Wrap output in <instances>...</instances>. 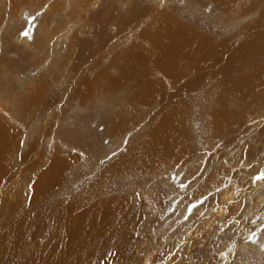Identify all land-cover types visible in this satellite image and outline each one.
Masks as SVG:
<instances>
[{
  "label": "rangeland",
  "instance_id": "obj_1",
  "mask_svg": "<svg viewBox=\"0 0 264 264\" xmlns=\"http://www.w3.org/2000/svg\"><path fill=\"white\" fill-rule=\"evenodd\" d=\"M200 2L0 0V120L10 134H17L12 153L24 155L25 170L27 165L33 171L42 165L36 170L38 176L55 154L72 159L59 188L48 193L56 196L54 205L85 199L88 189L97 185L100 196L86 199L88 204L117 196L128 212L138 215L140 222L133 231L139 264H264V99L261 104L247 92L246 99H254L244 103L248 108L232 96L238 105L230 103L225 109L219 105L212 110V97L204 94L212 82H204L179 98L184 122L180 120L183 134L178 130L175 148L146 163L134 160V148L148 138L162 104L157 99L146 108V115L135 117L136 112L128 109L132 104L135 111L139 109L136 99L129 95L130 85L124 86V80L118 84L122 76L117 72L130 60L132 64L137 60L133 50L138 48V52L147 45L144 35L160 11L166 15L156 29L162 30V22L170 19L182 21L183 27L197 29L215 48L230 41L229 52L237 49L234 42L242 31L264 30V0H248L245 16L237 13L230 19L221 15L232 7L231 2ZM134 5L145 12L135 17ZM102 12L111 17H103ZM121 21L128 22L121 26ZM250 28H254L252 32ZM100 33L105 38L102 43ZM240 40L243 38L238 43ZM121 53L123 58H119ZM247 53L254 55L246 57L255 65L244 73L256 74L257 70L258 78L264 79V72L259 71H264V54L253 48ZM209 69L184 79L193 80ZM165 77L158 74L156 79L170 94L168 88L176 84ZM111 165L117 166L116 173L103 178ZM6 167L11 178L5 181L0 199H6L13 182L8 201L14 202L18 192L29 197L34 182L22 181V169L15 170L13 160ZM4 220V212H0V224Z\"/></svg>",
  "mask_w": 264,
  "mask_h": 264
},
{
  "label": "bare ground",
  "instance_id": "obj_2",
  "mask_svg": "<svg viewBox=\"0 0 264 264\" xmlns=\"http://www.w3.org/2000/svg\"><path fill=\"white\" fill-rule=\"evenodd\" d=\"M221 1L231 2L230 4L232 7L226 8L227 10L223 12V15H221L220 12L218 13L227 19L238 15L237 13L243 15L244 11L250 7L248 0ZM106 7H109V5ZM195 8H197V5ZM100 9L103 8L101 7ZM100 9L98 10L100 11ZM144 9L135 8L134 5L133 12L135 13V17L141 16L142 13L140 14V12L144 13ZM105 13H107V11ZM165 15L166 13L160 11V15L154 19L151 24L152 30L149 28L145 33L144 38L148 40L147 45L140 46L141 50L138 52H136L138 48L135 51L131 48L133 50L132 54L137 53V60H134L135 58L133 59L134 64H132L131 60H128V64L130 65L125 63L126 66L121 67L122 69L120 68L121 70L119 69V72H117L118 74L120 73L119 76H122L119 79L118 84L120 85V82L124 80V86L126 85L128 87L130 85V90L128 91L129 95L136 99L134 102H136V107L139 109L135 111V105L133 106L132 103L128 109L132 112H136L135 117L146 115V108L157 99H159L157 100L159 106L162 104V109H159L156 121L153 123L154 125L151 130L149 129L148 138L141 145L134 148L136 150L135 152H137L134 160L141 162L145 161L144 163L169 152L170 148H175L174 143L176 139L174 138H177V135H180V131L182 133L181 124L183 123H180V120L184 122V114H181L183 109L180 105L181 100L179 99L184 92L185 94H188L186 93L187 91L200 87L204 82H212L211 84L208 83L204 93L207 94L208 97H212V110L219 107V105L224 107V109L228 108L230 103H236V105H238L235 98L230 99L232 96H235L240 101L239 105H245L244 103L246 102L252 103L254 101L252 97L249 100L246 99L247 92L261 100V104H263L262 99H264V79L261 80L258 78V71H255L256 74H254V72L248 74L244 73L251 70L250 68L255 65V61L253 62L248 59L249 57L251 58V56H254L252 54L251 56H248L249 53L247 52H249L250 49H257L259 54H264V30L260 32L255 31L251 34H249V32L247 34L242 33L243 31L241 32L242 34L239 32L240 35L238 34L234 42L237 45V49L235 52H229L230 41L226 40L220 47L218 46L219 44H217L218 48H215L210 41L204 39L202 37L203 34L197 32V29L194 27L195 31H192V29H189L186 26L183 27L184 22L182 24V21L177 23V20H175V22L170 19V22H162L164 26L162 30L156 29L158 28L157 26L160 25L158 21ZM104 16H106V18L108 16L111 17V15L107 16L103 13V17ZM243 16H245V14ZM115 17H117L116 14ZM95 18L96 17L93 19ZM113 18L114 17H112V19ZM104 19L105 18H103V20ZM132 19L135 20L133 16ZM126 22L121 21V26L125 25ZM97 26L98 25H96L95 28H99ZM192 26L194 25L192 24ZM241 30H243V28ZM241 38H243V40H240V43H238ZM90 39L91 37L88 38V40ZM104 39L105 38H103V35L100 33L99 43H102V40ZM93 41L95 42L94 39ZM251 43L252 45H250ZM84 44H86V42H84ZM78 45L80 46V44ZM90 45L94 44L92 43ZM90 45H88V48H91ZM233 46L235 45L232 44L231 48ZM123 55L124 54H122V56L119 55V58H123ZM246 56H248V58ZM191 62L193 63L191 64ZM206 68H210L206 71L207 73H197L198 75L195 76L193 80L189 79L190 82L184 79L187 75H194L193 73L198 70ZM154 69H156L157 72H152ZM256 69H258V67ZM132 71L134 73L131 75ZM259 71L261 73L264 72L263 70ZM138 73L140 75L135 76V74ZM143 73L146 74V77H144V75L142 76ZM158 74L161 76L165 74L166 81L176 84L175 86H170L168 88L170 94H168L169 92L167 93L166 91H163L162 88L164 87L158 80L159 78L156 79ZM261 77L262 76H260V78ZM132 78L136 79L132 82ZM163 101L164 103H162ZM206 103L209 102L207 101ZM261 107L262 106L260 105V108ZM216 118H211L213 124L217 123L218 118ZM2 122L3 121L0 120V193L2 192L5 181L11 178L10 169L8 170L6 165L7 162L12 160L15 170H18L19 166L22 169L21 174L24 178L22 181H30L34 182V184L33 191L29 197L25 194L21 196V193L18 192L17 198H14L15 200L12 202L10 200L11 198H9L10 201H8L7 193L10 192L11 186L14 184L13 182V184L9 186V189H7L5 196L6 199H0V201L3 202H0V212H4L5 216L4 222L0 224L2 225L0 228V264H139V257L136 259L134 255V249L137 246V242L133 231L140 222L136 219L138 215L134 214L135 212L131 211L130 208V211L128 212V208H126L127 205L125 206L124 204L125 202H117V196L103 198L92 204H88L85 201L86 199H94L100 196V187L97 185L88 189V191L86 190L87 195L85 199L54 205V199L56 196L53 193V195L49 194L52 192L51 190L56 188V186L62 182V174L66 169H70L68 167L72 164V159L65 155L55 154L52 162H49V164L47 163L38 176L36 175V170L42 165L39 168H36V165H34L36 168L35 171L31 170V166L29 167V165H27L28 170H25L24 155L13 154L15 152L12 153L15 145L13 140L15 139L14 136L16 133L10 134V130H7L8 127L3 123L5 127H7V129H5ZM185 124H187V122ZM215 127L217 129L216 131H218L217 126ZM178 130L180 131L178 132ZM185 149H187V147ZM150 165H152V162ZM116 170L117 166H109L103 173V178H109L108 175L114 174ZM14 171L13 173H15ZM14 175L15 174L12 176ZM18 180L20 179H17L16 181ZM17 183L18 182H16V185ZM17 188H13L12 191ZM53 192H56V190ZM10 196L12 197V194Z\"/></svg>",
  "mask_w": 264,
  "mask_h": 264
}]
</instances>
